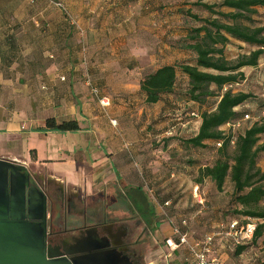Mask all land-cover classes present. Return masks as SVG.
I'll use <instances>...</instances> for the list:
<instances>
[{
  "label": "crops",
  "instance_id": "0c3cea01",
  "mask_svg": "<svg viewBox=\"0 0 264 264\" xmlns=\"http://www.w3.org/2000/svg\"><path fill=\"white\" fill-rule=\"evenodd\" d=\"M180 1H68L66 6L70 5L73 12L89 16L87 21L78 19L88 36L86 59L92 70L86 72L81 68V46L75 44L79 41L72 38L55 14H47L53 15V20L46 23L50 47L33 56L28 45L21 43V37L25 36L31 38L29 42L38 39L27 20H22L26 17V12L20 14L24 8L16 9L14 1L11 7L0 8V158L25 164L42 186H54L64 194L66 205L60 211L62 214L70 216L68 219L77 225L83 221L97 224L110 237L118 234L119 243L127 246L126 254L136 257L141 264H195L186 245L175 249L167 245V238L179 241L174 232L176 227L186 232L190 242L196 241L195 235L189 226L183 225L185 219L175 220L167 211L171 198L162 200L156 196L163 189L171 195L169 190L175 188L173 191L178 190L181 200L190 199L196 195V187L201 186L204 193L202 182L193 185L185 174L183 179L180 175L181 181L176 186H171L168 180L160 183L161 165L148 143L151 136L128 132L134 116L143 113V102L154 109L162 107L165 113L171 110L170 94L156 103H148L139 81L145 74L173 64L169 56H158V51L163 42L176 37L174 12ZM102 18H110V22L103 25ZM105 29L119 30L118 37L114 35L111 40L120 46L107 56H98L106 50L97 46ZM57 44L63 45L61 53L53 47ZM55 49L57 56L48 54ZM160 58L163 63L155 65ZM262 65L264 61L260 59L257 66L249 68L258 69ZM88 75L99 84L101 93L110 98L108 108H102L90 94L85 83ZM153 116L149 115L147 120ZM110 118L118 120L119 128L111 124ZM48 119L57 123L75 120L79 128L49 129ZM195 120L197 133L201 116ZM39 144L44 148L42 152ZM190 169L185 167L183 171L188 174ZM171 177L175 180L179 176ZM228 242L226 237L216 236L214 247H233ZM242 253L237 256L242 257ZM226 254L222 251L220 259L226 261Z\"/></svg>",
  "mask_w": 264,
  "mask_h": 264
},
{
  "label": "trees",
  "instance_id": "16d2710c",
  "mask_svg": "<svg viewBox=\"0 0 264 264\" xmlns=\"http://www.w3.org/2000/svg\"><path fill=\"white\" fill-rule=\"evenodd\" d=\"M186 1L181 0L174 12L177 15V40L171 39L170 45L190 52L193 62L182 63L179 67L174 63L165 64L145 74L139 81L140 89L148 103L158 102L163 95L174 91L179 68L187 77L190 101L203 103L218 92L216 107L201 114L198 132L185 139L184 143L205 148L209 142L216 145L221 142L217 148L218 158L213 164L200 168L197 183L208 178L222 191L227 178H230L232 201L239 207L235 214L261 220L251 240V243H256L264 235V170L257 165L259 155L264 152V141L261 142L264 121L256 120L239 135L227 134L221 127L248 114H242L237 108L254 99L253 93L234 92L230 87L244 80V69L257 66L264 54V24L256 19L260 9H264V0H220L213 3L197 0L191 4ZM199 8L209 14L200 15ZM189 19L199 22V25L186 28ZM232 39L247 44L252 50L236 59H228L226 46ZM224 87L228 88L222 91ZM46 127L58 130L79 128L75 120L57 123L54 119H48ZM231 145L234 146L232 155L228 153ZM244 249L245 246H237L236 253L240 254Z\"/></svg>",
  "mask_w": 264,
  "mask_h": 264
},
{
  "label": "rangeland",
  "instance_id": "374dc122",
  "mask_svg": "<svg viewBox=\"0 0 264 264\" xmlns=\"http://www.w3.org/2000/svg\"><path fill=\"white\" fill-rule=\"evenodd\" d=\"M11 1H14L16 9H18L19 6L24 8L25 11L21 9V13L19 12L20 14H22V12H26V17L22 20H27V24L32 27V30L36 31L35 34L38 39L35 41L29 42L31 39L30 37H21V43L28 45L29 52H31L33 56H39L40 52L43 54L45 49L48 50L50 47V39L46 38L47 34H50L46 23L48 20H53V15L50 17L47 16V14L49 15L52 13L55 14L54 16H57V18L60 19L64 25V28L72 33V38H76L79 41H75V44L79 43L81 46V56H83V66L81 68L84 70V72H86V70H92V67L87 63L86 59L87 56H89L87 49V30L78 23V19L80 17L87 21L89 18L88 14H77L73 12L70 5H68V8L66 4H69L68 1L71 2V0H58L61 2L63 1L62 3L67 7L72 18H74V20H76L79 26H81L83 29V34H80L77 28L72 25L69 20L68 22L65 19L66 15L64 16L61 10L59 11L50 7L47 0H0V8L7 6L11 7ZM194 1L197 0H187L186 2L191 4ZM206 1L213 3L219 2L220 0ZM195 10L197 9L195 8ZM199 13L200 15L204 16L209 14L204 9H200ZM102 19L103 20L100 21L103 25L110 22V18ZM256 19L258 23L264 24V9H260ZM143 24L147 25L146 23ZM197 25H199V22L189 19L187 22L188 27L186 28H192ZM101 32L102 39H100V44L97 46H104L106 47V50L98 56H107L113 51V49L117 50V48L120 46L119 45L117 47L119 42L115 43L114 40H111V37L114 35H116L117 38L120 32L117 29H105ZM172 40L177 39L172 37ZM166 43L171 44V42H163L159 48L158 56H169L170 58L168 60H173V63L177 64L178 67L182 63L193 62L194 57L190 52L180 51L179 49L171 47V45H167ZM53 47L57 48L59 53H61L60 48L63 47V45L60 46L57 44ZM153 48H155L154 45ZM58 50L55 49V51H49L48 54L57 56L56 54ZM251 50L252 48L247 44L232 39L226 46V56L228 59H236L237 56L248 53ZM155 56H157V54H155ZM163 60L164 59L160 58L159 61L155 63V65L163 63ZM263 61L264 54L261 57V62ZM178 72L179 75L176 87L174 91L170 93L173 102V104L170 106L171 110L165 113L163 112L162 107L154 109L151 107L152 105H148L143 102V113L138 112L136 116L139 118L134 116L135 120L128 125V132H144L151 136L150 138L152 140H150L148 143L151 144V147L155 150L157 154L156 159L159 162L158 164L161 165L159 168V172H161L162 176L159 179L160 183L168 180L171 186H176L178 181H181L180 175H182L183 179V175L185 174L188 176L190 182L194 185V183H197L199 178L200 168L202 166L213 164L219 156L217 151L218 145L214 144L213 142H209L205 148L186 146L184 143L185 139L194 136L197 131L196 128L198 124L195 120L197 119V116H201L204 111H210L216 107L217 101L219 100L218 92L213 96L207 97L203 103L190 101L188 95V81L183 77L184 75L180 74L181 71L179 68ZM244 72L246 74L245 79L238 84H234L230 88L234 92L245 91L254 94V99L247 101L245 104L237 108L242 112V114L248 113L252 119L242 120L240 122V126H237V121L222 126L221 129L226 131L227 134H242L256 120L264 121V65L258 69L245 68ZM92 81L99 89H101L96 80L92 79ZM226 88L228 87H224L222 91H224ZM105 95L107 94L105 93ZM187 102L190 105H188ZM191 106H194V109H192ZM121 110L122 109H120V112H122ZM192 111H194L197 116L192 115ZM155 112H157V114L153 116ZM151 114L153 118L147 120ZM117 127L119 128V125ZM262 141H264V136L261 139V142ZM39 147L42 152L44 148H42L41 144H39ZM171 150H174V154L171 153ZM165 151L170 155V159H167L168 157H166L167 155ZM228 153L230 155L234 153L233 145L229 147ZM168 163H171L170 166L167 165ZM257 165L262 170H264V152L259 155ZM185 167L191 168V172L188 174L185 173L183 171ZM172 174L173 176H176L177 174L179 177L173 180L171 177ZM206 181L207 182H204V179L202 180L204 193H202L203 190L200 186V188H198L195 192L196 195H192L190 199L186 198V200H181V196L179 197L177 195L178 190L175 192L173 191L175 188H173V190H169L172 191L171 195H168L167 192H164L165 189H163L157 191V193L159 192V195L156 196L157 199L160 198L162 200L171 198L172 202L171 205L167 207V211L176 218L175 220L185 219L187 222L185 228H188L189 226L190 230L193 231V234L195 235H193V239L196 241L202 240L205 234L209 232L220 233V235L217 237H226L224 233L232 221L237 220L241 223H244V221L247 220L246 217L235 214V210H237L239 207L232 201L233 185L230 181V178H227L222 191H219L210 179L207 178ZM47 188L49 189L48 193L53 195V192L56 190V188L54 186H49ZM256 222H261V220H256ZM226 238L229 239L228 237ZM263 239L264 235L258 239L256 243L249 242L242 245L245 246L242 257L237 256V246H235L230 239L228 243H230V245L233 247L224 249L215 248V250L218 256L221 255L222 251H226L227 256L225 259L231 264H264Z\"/></svg>",
  "mask_w": 264,
  "mask_h": 264
},
{
  "label": "water",
  "instance_id": "95a60500",
  "mask_svg": "<svg viewBox=\"0 0 264 264\" xmlns=\"http://www.w3.org/2000/svg\"><path fill=\"white\" fill-rule=\"evenodd\" d=\"M48 220V195L37 177L25 164L0 158V264H131L117 248L94 254L100 246L93 237L59 250L49 242ZM87 231L98 236L96 227Z\"/></svg>",
  "mask_w": 264,
  "mask_h": 264
},
{
  "label": "built area",
  "instance_id": "2783aa9c",
  "mask_svg": "<svg viewBox=\"0 0 264 264\" xmlns=\"http://www.w3.org/2000/svg\"><path fill=\"white\" fill-rule=\"evenodd\" d=\"M50 4L58 7L68 18L70 23L74 25L80 34H83V29L77 23L74 18L70 15L67 7L58 0H47ZM62 80H65V77H61ZM86 85L90 88L92 95L96 98L98 104L106 109L111 105V100L108 96L103 95L101 90L93 83L92 78L88 75L85 78ZM192 115H196L195 112L191 113ZM264 115V113H263ZM251 120L249 114H245L244 117L240 120H237V126H240V122L242 120ZM110 122L113 126L118 125V120L116 118H110ZM231 143H234L232 140ZM218 146H221V142L217 143ZM198 187H196V190ZM195 190V191H196ZM183 225L186 226L187 222L184 220ZM257 227L256 219L247 218L245 223H241L237 220L232 221L224 235L228 237L235 246H241L251 242L255 230ZM175 234L179 236V241L175 242L173 238H167L166 243L172 249L177 248L180 245H186L189 254H191L195 259V264H227L225 261L221 260L217 255V252L214 247V242L216 236L220 235V233L208 234L205 235L202 240L190 242L187 238L186 232L182 231L180 228H175ZM222 234V233H221Z\"/></svg>",
  "mask_w": 264,
  "mask_h": 264
},
{
  "label": "flooded vegetation",
  "instance_id": "af4514ba",
  "mask_svg": "<svg viewBox=\"0 0 264 264\" xmlns=\"http://www.w3.org/2000/svg\"><path fill=\"white\" fill-rule=\"evenodd\" d=\"M39 185L45 190L48 195V212H49V235L48 239L52 245L59 246V250H68V249H76L78 241L83 240V238L93 237L96 238L97 242H95L96 246H100L98 249L93 250V253L103 252L106 250H110L112 248H117L121 250L124 254L128 252L125 250L127 246L125 244L119 243L118 234H114L113 236H109L108 234H104L97 224L89 225L86 221H83L82 224L77 225L71 219L70 216L66 217L65 214H62L60 211L65 208L66 199L64 198V194L59 190H54L53 195L48 193V188L42 186L40 181H38ZM63 207V208H62ZM68 219V220H67ZM97 225V226H96ZM93 227L97 229V235L93 234L92 231H87L92 229ZM104 237H107L109 247H104L106 242L103 240ZM131 264H141L139 259L136 257L129 256Z\"/></svg>",
  "mask_w": 264,
  "mask_h": 264
}]
</instances>
